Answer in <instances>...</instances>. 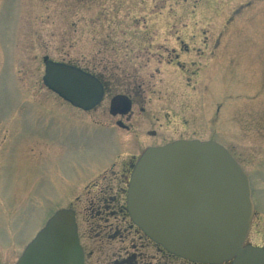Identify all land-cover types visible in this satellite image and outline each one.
I'll return each instance as SVG.
<instances>
[{"label": "rangeland", "instance_id": "1", "mask_svg": "<svg viewBox=\"0 0 264 264\" xmlns=\"http://www.w3.org/2000/svg\"><path fill=\"white\" fill-rule=\"evenodd\" d=\"M43 56L99 76L101 102L85 113L47 89ZM116 94L133 101L131 150L102 135ZM175 139L235 158L254 206L245 242L264 247V0H0V264L56 210H81L73 188L103 158ZM14 150L35 166L22 176Z\"/></svg>", "mask_w": 264, "mask_h": 264}, {"label": "water", "instance_id": "2", "mask_svg": "<svg viewBox=\"0 0 264 264\" xmlns=\"http://www.w3.org/2000/svg\"><path fill=\"white\" fill-rule=\"evenodd\" d=\"M43 85L81 110L102 99L99 79L69 63L42 57ZM124 95L110 99L125 114ZM126 209L150 239L201 263L264 264V249L245 243L254 206L247 174L220 143L177 139L146 147L132 167ZM15 264H83L74 212L56 210L24 247Z\"/></svg>", "mask_w": 264, "mask_h": 264}, {"label": "flooded vegetation", "instance_id": "3", "mask_svg": "<svg viewBox=\"0 0 264 264\" xmlns=\"http://www.w3.org/2000/svg\"><path fill=\"white\" fill-rule=\"evenodd\" d=\"M98 78L103 85L104 97L106 85L99 76ZM122 95L129 98L132 106L133 101L129 95ZM83 112L87 113V111ZM108 113L113 118L112 122L114 120V127L110 122L109 127L103 128L102 135L110 139V143L113 145L119 144L121 139H125L131 147L129 150H131L135 146L134 136H131L133 133L130 131L133 128L131 114L128 112V114H111L109 111ZM120 131H125L127 134L123 136ZM147 133L155 135V132L151 130H147ZM158 145L162 144L147 143L137 154L128 153L129 156L126 159H121L122 161L118 165L114 159L103 158L102 162L91 169L93 172L97 171L90 179H87L88 175H83L75 184L74 191L83 188L80 192L85 199L84 203L81 210L77 212L71 203L66 208H70L74 212L83 264H209L185 259L169 252L164 246L150 239L131 221L128 215L126 191L132 167L143 149ZM13 154V157L10 154L6 157V160L11 159L10 164L7 163V167L13 166L15 171L20 173L19 175L22 176L23 170L28 169V166L35 167L33 164L16 166L13 163V158H16L15 150L12 152ZM5 174L8 177L11 175L6 172ZM79 196L74 198L79 200ZM219 264H231V262L226 261Z\"/></svg>", "mask_w": 264, "mask_h": 264}, {"label": "bare ground", "instance_id": "4", "mask_svg": "<svg viewBox=\"0 0 264 264\" xmlns=\"http://www.w3.org/2000/svg\"><path fill=\"white\" fill-rule=\"evenodd\" d=\"M58 96V95H57ZM82 111H88V110H82Z\"/></svg>", "mask_w": 264, "mask_h": 264}]
</instances>
